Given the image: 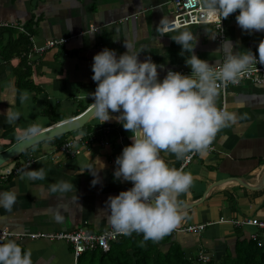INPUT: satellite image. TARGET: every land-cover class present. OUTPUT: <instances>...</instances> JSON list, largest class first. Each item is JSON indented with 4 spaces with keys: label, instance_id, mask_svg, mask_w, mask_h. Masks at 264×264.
Returning a JSON list of instances; mask_svg holds the SVG:
<instances>
[{
    "label": "crops",
    "instance_id": "obj_1",
    "mask_svg": "<svg viewBox=\"0 0 264 264\" xmlns=\"http://www.w3.org/2000/svg\"><path fill=\"white\" fill-rule=\"evenodd\" d=\"M171 10L170 0H0V25L18 26L24 32V24L35 22L34 34L29 35L33 45L27 63L31 68L29 81L36 88L16 86L20 57L0 63V154L21 141L18 137L30 124L39 123L42 132L74 119L90 107L94 98L88 94L97 86L92 80L93 57L105 47L115 49L119 55L127 50L126 40L134 41L137 51L144 46L139 59L151 56L154 62L163 64L164 69H158L163 79L168 69L191 71L185 63L189 54L181 55L182 46L172 39L190 30L197 38L193 41L194 53L214 66L222 63L225 53L215 41L211 26L163 31L171 20ZM226 36L235 51L250 50L259 57L264 31H245L233 19L226 27ZM60 39L67 40L60 48L35 52L48 41ZM260 55L264 57V51ZM24 90L30 98L22 104L19 92ZM219 93V107L238 115L247 113V117L222 128L211 143L214 150L197 153L183 168L192 173L193 183L179 196L182 219L177 227L206 225L201 233L171 231L172 242L189 257L207 254L218 259L228 250L234 252L239 238L249 240L257 230L233 223L250 218L264 220V83L243 82L228 89L225 96ZM7 109L20 111V119L7 123L3 115ZM87 125L109 126L123 139L124 147L135 135L115 118L103 122L93 116ZM86 134L85 129L79 130L64 140L84 138ZM57 147V142L47 140L30 148L27 157L15 159L32 156L34 162L27 169L44 167L47 176L44 180H28L18 175L0 183V191L15 189L18 193L11 212L0 207V230L51 234L86 228L98 234L109 227L100 210L106 207L110 195L131 188L130 181L114 177L115 161L122 152L119 140L113 137L108 145H92L75 157L57 154ZM161 156L170 167L179 169L186 158L177 159L168 151H162ZM93 179L98 183L93 185ZM59 180L72 181L75 188L52 193L51 184ZM57 215L62 216L60 221ZM15 241L31 249L33 264H74L72 248L66 242Z\"/></svg>",
    "mask_w": 264,
    "mask_h": 264
},
{
    "label": "clouds",
    "instance_id": "obj_2",
    "mask_svg": "<svg viewBox=\"0 0 264 264\" xmlns=\"http://www.w3.org/2000/svg\"><path fill=\"white\" fill-rule=\"evenodd\" d=\"M207 14L227 18L236 15L238 25L245 31H264V0H203ZM221 19V20H222ZM182 46L181 55L187 52L185 63L191 74L168 69L163 79L157 64L148 56L139 59L145 50H136L134 41L126 40V51L117 54L115 49L105 47L93 57L92 80L97 82L94 98L90 104L92 114L106 122L115 118L125 130L135 135L132 143L125 146L116 158L114 177L122 182H132L128 190L110 195L105 202L104 213L111 231L107 236H130L142 233L144 241H159L169 234L182 219V201L179 196L193 183L189 171L170 167L161 152L174 153L177 159L189 154L203 153L225 127L245 119L247 113L238 115L217 105L220 87L228 83L238 84L245 73L252 71V65L261 57L250 50L235 51L233 42L225 38L220 50L224 60L217 71L208 60L201 59L193 51L195 34L190 30L172 37ZM30 98L27 90L19 92L23 104ZM112 113H119L113 117ZM9 124L18 121L22 113L9 110L3 113ZM39 123L30 124L18 139L37 137ZM95 175V172H93ZM44 167L38 170H22L21 179L44 180ZM93 185L98 183L93 179ZM72 181L59 180L51 184L52 193L72 191ZM18 198L15 189L0 191V207L11 212ZM57 221L62 216H56ZM0 264H33L31 249H24L15 240L0 242Z\"/></svg>",
    "mask_w": 264,
    "mask_h": 264
},
{
    "label": "built area",
    "instance_id": "obj_3",
    "mask_svg": "<svg viewBox=\"0 0 264 264\" xmlns=\"http://www.w3.org/2000/svg\"><path fill=\"white\" fill-rule=\"evenodd\" d=\"M171 10V20L166 25L163 26L164 32L175 31L178 29L197 27V26H211L214 30L215 41L222 44L223 40L227 38L226 27L230 21L236 19V13L230 14L227 18L222 19L218 16H213L207 14L203 7V0H170ZM222 19V20H221ZM23 31V30H22ZM67 40H53L48 41L46 45L42 48L35 49L37 54H42L49 49L60 48L65 45ZM215 66L218 71L220 65ZM252 71L245 73L238 84L228 83L226 86H221L219 92L222 95H226L228 89L232 87H237L243 82H250L256 85H261L264 83V62L261 59H257L252 65ZM184 74H191V71H180ZM225 108V107H223ZM112 129L107 127H99L94 133L90 132L85 135L84 138H70L66 140L62 145L57 147L55 152L64 156L75 157L82 153L84 149H88L92 145H108L110 140L107 137L100 138L97 136L99 133H105L109 135ZM120 147L124 148L123 139L118 135ZM209 151H213L214 148L210 144L207 148ZM197 154V153H196ZM196 154H189L181 167L183 169L190 161L194 158ZM32 156L25 158L21 161L13 160L12 162L0 167V183L8 181L11 177H16L21 174L22 170L27 169V167L33 164ZM132 187V182H130ZM237 227H253L257 230V233H253L249 236L250 240H256L258 238V232L264 230V220H259L256 218L245 219L233 223ZM206 225H194V226H180L175 227L172 233L186 232V233H201L205 230ZM111 231L110 226L104 231L95 234L89 232L86 228H78L69 233H15L7 229L0 230V242H7L8 240H18L23 241L24 239H45L48 241H62L69 244L72 248V255L74 258V264H77L78 259L85 253L93 252L95 250H100L102 253H108L111 249V244L116 243L125 235H117L115 237L105 235L106 232ZM258 245H262L259 241ZM198 258L201 262L207 263L211 260V256L207 254H199Z\"/></svg>",
    "mask_w": 264,
    "mask_h": 264
},
{
    "label": "trees",
    "instance_id": "obj_4",
    "mask_svg": "<svg viewBox=\"0 0 264 264\" xmlns=\"http://www.w3.org/2000/svg\"><path fill=\"white\" fill-rule=\"evenodd\" d=\"M34 25V21L24 24V32H20L18 26L0 25V63H8L13 58L20 57V64L15 70L16 86L19 89L36 90L29 81L31 68L27 63L33 45L29 35L34 34ZM85 111L83 110L82 113ZM99 127L103 128L107 125H95L91 128L85 125L81 130L85 129L87 133H94ZM67 135L56 137L52 141L57 142L59 147L66 141L64 139ZM97 136L107 137L112 141V138L117 137V134L112 130L109 135L99 133ZM28 152L29 149L19 157L27 155ZM171 239V232L155 242L144 241L142 233L133 232L130 236H125L116 243H112L108 253H102L100 250L85 253L78 259L77 264H264V230L258 232L256 240H241L239 238L236 241L234 252L228 250L221 258L212 257L207 263L201 262L198 256H187L184 250L178 244L173 243ZM259 241L262 242L260 246L258 245ZM168 243L171 245L166 247Z\"/></svg>",
    "mask_w": 264,
    "mask_h": 264
},
{
    "label": "water",
    "instance_id": "obj_5",
    "mask_svg": "<svg viewBox=\"0 0 264 264\" xmlns=\"http://www.w3.org/2000/svg\"><path fill=\"white\" fill-rule=\"evenodd\" d=\"M93 116L94 115L92 114L89 107L85 112L70 121L42 131L37 137L25 138L19 141L10 149L0 154V167L12 162L26 150L37 144L81 130L85 125H87ZM242 186L247 187V185L244 183H242Z\"/></svg>",
    "mask_w": 264,
    "mask_h": 264
}]
</instances>
